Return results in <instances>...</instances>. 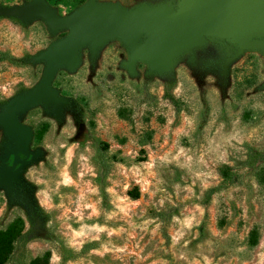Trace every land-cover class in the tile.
I'll return each instance as SVG.
<instances>
[{
    "label": "rangeland",
    "instance_id": "1",
    "mask_svg": "<svg viewBox=\"0 0 264 264\" xmlns=\"http://www.w3.org/2000/svg\"><path fill=\"white\" fill-rule=\"evenodd\" d=\"M46 1L60 16L73 11V0ZM98 1L132 9L168 0ZM29 2L0 0L4 7ZM67 33L42 17L0 18V50L33 55L22 66L0 62V100L34 88L47 66L37 56ZM238 50L233 39L208 37L167 71L144 61L131 71L129 46L114 38L95 54L84 46L75 69L61 67L53 81L66 99L61 115L44 103L18 114L33 131L31 151L39 152L20 170L34 189L12 201L11 191H20L0 184V228L21 216L25 233L41 236L20 240L7 264H31L46 253L48 264H264V183L252 165L256 151L264 152V51L248 50L225 67ZM172 81L179 113L164 96ZM81 97L84 121L71 108ZM91 135L110 144L105 155ZM6 142L14 138L0 124V168ZM224 164L238 175L206 203ZM32 197L49 217L39 226L27 216Z\"/></svg>",
    "mask_w": 264,
    "mask_h": 264
},
{
    "label": "water",
    "instance_id": "2",
    "mask_svg": "<svg viewBox=\"0 0 264 264\" xmlns=\"http://www.w3.org/2000/svg\"><path fill=\"white\" fill-rule=\"evenodd\" d=\"M0 14L23 20L42 17L52 30H68L37 56L47 62L39 83L12 97L0 111V124L8 137L14 138V143L4 145L6 159L0 168V184L9 190L10 177L39 155L30 149L31 127L21 122L18 114L44 103L51 104L61 115L66 99L53 81L61 67L78 66L84 46L90 45L95 54L108 40L121 39L130 48L126 65L131 71L139 61L148 62L152 70L167 71L176 58L202 47L208 37L233 39L239 45L225 67L248 50L264 51V0H181L179 6L168 0L132 9L119 3L88 0L68 16H60L46 0H32L24 5L0 7Z\"/></svg>",
    "mask_w": 264,
    "mask_h": 264
},
{
    "label": "trees",
    "instance_id": "3",
    "mask_svg": "<svg viewBox=\"0 0 264 264\" xmlns=\"http://www.w3.org/2000/svg\"><path fill=\"white\" fill-rule=\"evenodd\" d=\"M29 1H32V0H29ZM87 1L88 0H73L72 1L74 5L73 11L76 10L78 7L82 6L83 4H85ZM4 6H7V5L0 3V7H4ZM5 16L6 15L0 14V18H3ZM13 17L18 18L16 16H13ZM32 57L33 55L29 53H24L21 56H17L15 54H12L9 51L0 50V62L8 61L9 63L13 65H17V66H22V65L30 63L32 60ZM174 86H175V81H172L169 85H167L164 96L174 105L177 113H179L182 111V104L180 103L179 99H177V97L173 94L172 89L174 88ZM6 102H7L6 100H0V106H4ZM82 104H84V106L86 107L88 106V103L87 101H85L84 97H81L79 99L74 98L72 99V102H71V108L73 112L76 114L77 119L84 121L86 115L84 113V107L82 106ZM250 116L251 115L249 112H247L245 115L246 118H250ZM90 122H91L90 123L91 126L95 127L94 120L92 119ZM47 128H48V125L43 127L42 130L41 129L37 130L36 137L42 138ZM90 138L93 141V145L97 148L98 152L105 155V153L110 148V144L94 135H91ZM151 138H152V135L148 134L146 140L142 141V144H145V142L149 141ZM3 148L5 149V147ZM112 159L114 161H119V162H122L125 160L124 158L118 156L117 154H113ZM254 159L255 160L252 165L253 166L256 165V168H258L259 170V173H258L259 181L261 183H264V167H261L259 164L257 165V162L259 161L264 162V152L256 151L254 155ZM139 160L144 161L146 159L145 157H142V158H139ZM219 174L222 178V181L219 186L211 187L210 189H208L206 193V203L209 202L213 193L217 192L221 187L228 186L230 183L234 182L235 177L238 175L236 171L234 170V168L228 164H224L219 168ZM9 184L13 190L17 189L20 191L18 195L14 194V192L11 191L12 201L15 198H21V199L24 198V196L28 192L30 191L33 192V189H34V185L29 184L22 179L21 172L12 175L9 179ZM26 206H27L28 220L33 226H39L40 224H43L44 222L48 220L49 218L48 213L45 211V209H43V207H41L36 202L34 197H32V199L29 201V204H27ZM25 230H26V220L25 218L21 216L14 218L12 221H10L7 224L6 227L0 228V264H7L11 260L17 248V244L20 240H22L23 243H25L28 239H31L32 237L41 236V235L30 234L31 231H29V233H27L28 231L25 233ZM252 241H253V244L257 242V236L255 233L252 238ZM49 258H50V253H46V255L43 258H36L32 260L31 264H48Z\"/></svg>",
    "mask_w": 264,
    "mask_h": 264
},
{
    "label": "flooded vegetation",
    "instance_id": "4",
    "mask_svg": "<svg viewBox=\"0 0 264 264\" xmlns=\"http://www.w3.org/2000/svg\"><path fill=\"white\" fill-rule=\"evenodd\" d=\"M22 157H24V156L22 155ZM12 161H13V156L8 161L9 165H11Z\"/></svg>",
    "mask_w": 264,
    "mask_h": 264
}]
</instances>
